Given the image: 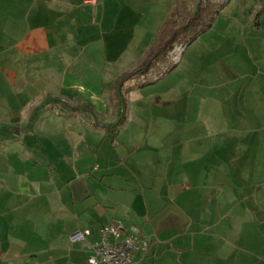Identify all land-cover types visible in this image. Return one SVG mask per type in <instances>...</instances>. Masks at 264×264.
<instances>
[{"label": "crops", "instance_id": "crops-1", "mask_svg": "<svg viewBox=\"0 0 264 264\" xmlns=\"http://www.w3.org/2000/svg\"><path fill=\"white\" fill-rule=\"evenodd\" d=\"M173 8L0 0V264H87L73 236L111 218L150 239L142 264H264V20L224 51L230 68L191 87L190 117L173 89L159 95L175 113L165 131L131 108L115 135L93 126L117 121L109 84Z\"/></svg>", "mask_w": 264, "mask_h": 264}, {"label": "rangeland", "instance_id": "rangeland-1", "mask_svg": "<svg viewBox=\"0 0 264 264\" xmlns=\"http://www.w3.org/2000/svg\"><path fill=\"white\" fill-rule=\"evenodd\" d=\"M186 1L191 10L196 9L198 4L197 0ZM223 2L227 4V7L219 15L210 32L199 38L193 46L188 47L187 51H184L181 56L180 51L182 47H177L174 50L172 53V60L176 62L180 56L178 60V65L180 66L166 78L155 81L153 80L155 77H139L125 85L127 87V85L132 84V87L137 89L132 95L128 96L132 116L133 114L134 116H148V120H146L145 123H147L150 129H155L159 124L160 127L163 128V131L168 129L167 124L169 125V123L165 122L164 117L171 114L172 104L171 102H165L164 105L161 106L159 104L160 93H164L165 95L171 92V90L174 89L173 91H175V89H177V95L186 94L177 99V115L190 117V107L187 105L188 102H190L188 94L191 93V87H195L196 85L200 86L201 83L209 81L211 76L210 73L213 71H217V75H222L225 67H231L230 63L234 56V54H231L232 52L227 54L226 61H224L226 63H224L222 61L224 51L227 53L228 51H232L235 40H242L249 34L250 35L247 36L246 39L254 35L255 32H251V30L257 28L256 16L258 12V3L255 0H230V2L229 0H223ZM261 19L264 20V15ZM203 56L204 58L206 57L207 60L200 66L198 63ZM193 65L196 67L193 68ZM146 84L148 85L145 87ZM126 92L127 88H125V93ZM192 92H194V90ZM174 114L175 113H172L171 115ZM106 122L112 124V122L108 120ZM189 127L190 123L188 122L187 126H183V131L185 132L186 128V132H189ZM191 140L193 142V137ZM46 142L47 140L43 139H38V144L36 141L32 142L34 154L36 156H39V152L44 150L42 146L46 144ZM39 143L42 144L40 145ZM200 146L201 144L194 142L192 148L196 147V149H199ZM46 148H48V146Z\"/></svg>", "mask_w": 264, "mask_h": 264}, {"label": "trees", "instance_id": "trees-1", "mask_svg": "<svg viewBox=\"0 0 264 264\" xmlns=\"http://www.w3.org/2000/svg\"><path fill=\"white\" fill-rule=\"evenodd\" d=\"M255 1L258 3L256 26L259 27L260 19L264 15V0ZM197 2L196 9L191 10L186 0H174L172 12L140 63L136 68L123 73L109 84L112 92L110 101L117 114V121L112 125L96 122L93 125L95 128L103 129L113 135L122 130L126 126L130 114V103L127 98L130 90L127 89L125 93V85L139 77L151 76L155 77L153 79L155 81L166 78L177 68L179 63L172 60L174 50L177 47H182L184 52L200 37L210 32L219 15L227 7L223 0H197Z\"/></svg>", "mask_w": 264, "mask_h": 264}, {"label": "built area", "instance_id": "built-area-1", "mask_svg": "<svg viewBox=\"0 0 264 264\" xmlns=\"http://www.w3.org/2000/svg\"><path fill=\"white\" fill-rule=\"evenodd\" d=\"M183 49L180 51V56ZM178 57L177 61L180 59ZM82 242L90 255L87 264H141L152 246L137 227H129L123 221L111 218L94 237L86 229L73 236Z\"/></svg>", "mask_w": 264, "mask_h": 264}]
</instances>
